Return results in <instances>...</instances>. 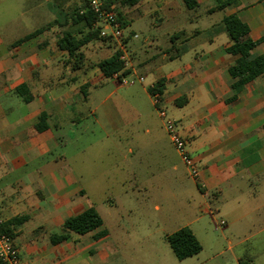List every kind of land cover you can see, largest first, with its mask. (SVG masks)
Instances as JSON below:
<instances>
[{"label": "crops", "instance_id": "crops-1", "mask_svg": "<svg viewBox=\"0 0 264 264\" xmlns=\"http://www.w3.org/2000/svg\"><path fill=\"white\" fill-rule=\"evenodd\" d=\"M52 1L0 0V222L27 215L13 239L23 261L130 264L127 239H113L82 173L63 150L86 124L93 134L91 146L99 141V150L117 153L132 169L125 178L136 181L133 187L125 181L120 193L132 188L147 193L145 178L150 176L178 187V160L196 189L189 200L191 219L168 233L156 229L163 240L156 231L142 239L156 241L158 248L169 234L188 226L202 250L182 263L264 264V74L233 88L229 68L238 55L227 51L233 40L223 22L236 13L258 41L253 56L264 55V0H234L214 11L223 0H197L192 9L183 0H137L121 7L135 11L129 22L124 19L129 26L151 19L144 37L135 30L126 36L132 68L123 77H105L97 66L114 53L103 38L83 45L79 57L59 47L66 32L78 39L89 29L75 21L82 0H59L51 7ZM71 2L77 7L68 12ZM218 11L222 14L216 19ZM146 48L154 51L139 56ZM124 77L132 83H120ZM161 79L166 82L155 103L151 87ZM159 109L187 139L198 161L197 179L171 142ZM42 113L49 116V127L38 131ZM89 207L103 219L99 228L86 234L71 231L66 240L52 243L53 234L65 231L68 217ZM103 230L106 234L97 238Z\"/></svg>", "mask_w": 264, "mask_h": 264}, {"label": "rangeland", "instance_id": "rangeland-1", "mask_svg": "<svg viewBox=\"0 0 264 264\" xmlns=\"http://www.w3.org/2000/svg\"><path fill=\"white\" fill-rule=\"evenodd\" d=\"M59 4L60 1L56 0L52 1L50 6L53 7ZM86 4L87 0H82V6ZM75 7H77V4L71 2V5L65 10L68 12L73 11ZM114 9L117 13L122 12L123 18L127 22H129V18L135 15L132 7H124L122 9L120 6H115ZM195 12H202V9H198ZM58 13L64 15L63 10H58ZM221 14L218 11L215 14V18L217 19ZM150 21L151 19L148 17L141 22L134 20L130 26L126 24L124 26V36L135 30L141 38L144 37V34H147V30H150V26L147 25ZM106 41L116 51L114 43L109 40ZM151 51L154 50L146 48L139 53V56ZM85 125H81L76 132V138L63 150L71 165L82 173L83 181L89 191H91V197L98 205L99 212L104 219V226L111 232L113 239L116 240L119 236L127 239L125 251L129 259L126 257V260H129L130 264H147V262L188 264V261H183L184 263H182L176 258L168 242H163L157 248L156 241H154V244L153 241L147 242L142 239L143 236H147L151 231H156V229H161V227H164L166 233L174 231L186 223L187 219H191L193 209L189 200L193 198L196 189L194 185H191L186 169L180 160H178V170L181 179L178 182V187L166 185V180L150 176L149 179L145 178L149 184L147 193L139 192L137 188L128 189L127 193H120L119 191H124L122 184L125 181L126 187L136 181L133 178L129 179L130 181L125 178L128 169L132 172L130 165L122 162L117 153L107 154L105 151L99 150V141L96 146H91L90 142L93 134L90 130L85 129ZM97 133L99 134V132ZM59 152H61V149ZM106 172L109 173V177H107ZM156 205H159V209L156 208ZM126 225L128 229H121L126 227ZM156 236H159L161 240L164 239L162 231H156ZM152 245H156V249H151ZM208 246L210 244L205 241L207 251L209 250ZM227 254H229V251H227Z\"/></svg>", "mask_w": 264, "mask_h": 264}, {"label": "trees", "instance_id": "trees-1", "mask_svg": "<svg viewBox=\"0 0 264 264\" xmlns=\"http://www.w3.org/2000/svg\"><path fill=\"white\" fill-rule=\"evenodd\" d=\"M234 0H223L213 10L223 9L230 5H233ZM185 6L189 9L198 6L197 0H183ZM137 0H106V5L112 7H123L125 5H135ZM119 8V7H118ZM117 9V8H116ZM115 10V9H114ZM76 23H83L85 27L89 29L86 35L82 38H75L71 33L66 32L58 41L59 47L68 51L70 56H83L79 53L80 48L88 42L99 39V30L94 28L96 22V15L90 10L89 4L82 7V9L74 10ZM119 13V14H118ZM119 21L126 25L122 12H118ZM226 31L233 40V43L227 47V51L231 54L238 55L236 62L229 68L230 74L234 79L232 84L233 88L240 89L249 81L264 74V55L253 56V49L258 45V41H255L250 36L249 26L241 20L236 14H229L223 19ZM36 33V32H34ZM30 34L27 37L34 35ZM104 39V38H103ZM106 40V39H104ZM97 66L102 71L105 77H112L115 73H119L120 77L127 76L130 73V69L124 68V62L120 59V52L114 50V53L97 63ZM165 79L159 80L156 85L151 88L152 93H158L161 95L164 90ZM22 88V87H21ZM17 88V90H21ZM25 101H30L31 96L24 95ZM49 116L42 113L36 123V129L43 131L49 127ZM27 219V215L16 216L5 222H0V231L8 234L11 238L16 237V229L21 226ZM103 224V219L95 207H89L82 213L68 217L64 222L63 233H56L51 236L52 243H60L69 237V232L73 231L78 234H86ZM106 234L103 230L97 234V238ZM168 244L173 250L178 260H184L188 257L198 254L202 250V244L197 239L191 228L188 226L182 227L175 232L169 234L166 238ZM0 264H4L0 260Z\"/></svg>", "mask_w": 264, "mask_h": 264}, {"label": "built area", "instance_id": "built-area-1", "mask_svg": "<svg viewBox=\"0 0 264 264\" xmlns=\"http://www.w3.org/2000/svg\"><path fill=\"white\" fill-rule=\"evenodd\" d=\"M90 10L96 15V22L94 28L99 30L101 38L109 40L114 43L115 49L120 52V59L124 62V68H132L130 50L124 36V26L119 21L117 12L106 5V0H88ZM114 76L118 77L119 73H115ZM139 81H143L142 76L137 77ZM133 79L124 77L120 80V83L127 85L132 83ZM153 87V86H152ZM151 87V88H152ZM155 103L159 102L160 95L158 93H152ZM159 114L165 122L166 130L169 134L170 140L177 150L181 160L186 166L189 175L193 179L199 177V165L198 161L190 154L188 150L187 139L181 134L179 126L172 120L167 112L163 109H159ZM225 221L221 220L219 225H224ZM0 260L4 264H26L16 247L13 238L8 234L0 231Z\"/></svg>", "mask_w": 264, "mask_h": 264}]
</instances>
